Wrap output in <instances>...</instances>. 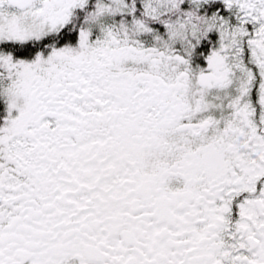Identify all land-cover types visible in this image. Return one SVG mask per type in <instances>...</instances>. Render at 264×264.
I'll return each instance as SVG.
<instances>
[{"label": "snow or ice", "instance_id": "6c2138e0", "mask_svg": "<svg viewBox=\"0 0 264 264\" xmlns=\"http://www.w3.org/2000/svg\"><path fill=\"white\" fill-rule=\"evenodd\" d=\"M0 264H264V0H0Z\"/></svg>", "mask_w": 264, "mask_h": 264}]
</instances>
